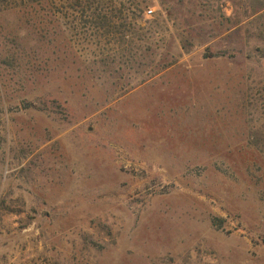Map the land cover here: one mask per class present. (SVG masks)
<instances>
[{
	"label": "rangeland",
	"instance_id": "374dc122",
	"mask_svg": "<svg viewBox=\"0 0 264 264\" xmlns=\"http://www.w3.org/2000/svg\"><path fill=\"white\" fill-rule=\"evenodd\" d=\"M0 264H264V0H0Z\"/></svg>",
	"mask_w": 264,
	"mask_h": 264
},
{
	"label": "built area",
	"instance_id": "2783aa9c",
	"mask_svg": "<svg viewBox=\"0 0 264 264\" xmlns=\"http://www.w3.org/2000/svg\"><path fill=\"white\" fill-rule=\"evenodd\" d=\"M151 12H152L151 10H150V11H148V14H151Z\"/></svg>",
	"mask_w": 264,
	"mask_h": 264
}]
</instances>
